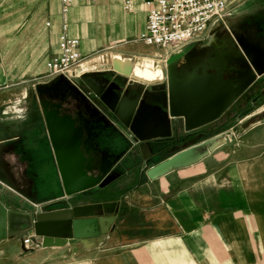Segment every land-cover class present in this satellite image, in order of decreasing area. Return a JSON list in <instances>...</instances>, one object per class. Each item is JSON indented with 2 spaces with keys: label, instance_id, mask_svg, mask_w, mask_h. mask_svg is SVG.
Here are the masks:
<instances>
[{
  "label": "crops",
  "instance_id": "1",
  "mask_svg": "<svg viewBox=\"0 0 264 264\" xmlns=\"http://www.w3.org/2000/svg\"><path fill=\"white\" fill-rule=\"evenodd\" d=\"M66 16V31L79 40L83 58L74 67L78 77L73 84L78 85L79 76L86 72L110 75L122 96L136 97L147 105L152 121L158 116L167 120L168 138L186 133L184 116L170 114V90L199 93L203 107L217 109L219 97L206 96L205 100L204 96L213 89L219 67L211 60L207 66L198 62L208 36L174 64L172 83L166 64L170 51L138 40L146 31L148 16L142 2L126 12L121 0H72ZM62 19L60 0H0V138L9 143L2 160L22 186L31 179L40 186L43 164L38 147L43 118L35 92L38 85L58 78L46 76V63L59 53ZM210 37L217 40L216 33ZM113 59L129 61L131 75L111 72ZM137 71L154 75L141 78L135 75ZM232 105L191 131L219 126ZM262 109L237 118L232 112L235 120L227 122L226 153L207 154L154 179L134 169L137 159L127 158L123 175L102 190L108 194L104 201L117 203L107 234L46 248L30 242L27 253L16 239H4L0 264H264ZM256 114L259 119L252 121ZM174 122L179 124L177 130ZM202 140L171 141L161 158ZM15 145L20 150H14ZM9 192L0 183V200L13 209L6 198Z\"/></svg>",
  "mask_w": 264,
  "mask_h": 264
},
{
  "label": "water",
  "instance_id": "2",
  "mask_svg": "<svg viewBox=\"0 0 264 264\" xmlns=\"http://www.w3.org/2000/svg\"><path fill=\"white\" fill-rule=\"evenodd\" d=\"M199 44L189 43L168 55L166 64L172 83L174 64ZM115 60H112L111 72L130 76V62L125 61L121 65ZM246 70V73L235 70L230 79H224L220 68L217 70L213 89L206 91L204 96L205 100L206 96L217 97V100L219 97L218 107L214 111L201 105L202 95L199 93L194 96L170 90L171 116H184L185 132L206 125L219 117L245 89L264 75V65L256 61H250ZM77 82L101 101L119 125L111 123L88 104L77 85L70 84L63 77H58L49 85H38L36 91L39 95L44 92L48 96L45 101L39 100L43 130L38 156L43 169L40 186L34 184L31 188L34 197L27 196L16 186L14 177L2 160L8 139L0 138V183L10 191L6 193V198L14 207H6L0 200V241L16 239L23 253L31 251L25 247L24 238L37 247L46 248L63 246L70 240L83 241L107 234L115 220L117 203L104 201L108 194L102 190L116 181L117 176L112 172L127 158L141 155V172L154 179L203 158L224 143L223 139L218 140L221 135H217L165 160L155 159V163L149 167L148 159L158 151L159 142L170 135L167 120L158 116L152 121L147 113V105L136 97L127 99L122 96L121 87L110 75L86 72L79 76ZM57 84L67 87L61 101L81 107L92 126L79 118L60 115V105L51 103L57 96L48 93ZM178 125L174 122V130L178 129ZM15 146L14 150H20V146ZM55 204L59 206L55 207Z\"/></svg>",
  "mask_w": 264,
  "mask_h": 264
},
{
  "label": "flooded vegetation",
  "instance_id": "3",
  "mask_svg": "<svg viewBox=\"0 0 264 264\" xmlns=\"http://www.w3.org/2000/svg\"><path fill=\"white\" fill-rule=\"evenodd\" d=\"M221 27L226 29V35L223 36L221 34V41L218 37L216 38L217 40H212V38L210 37L211 34L218 32ZM211 28L212 29L210 32V36H208L206 38V41L201 44V46L205 45V47L201 50V54H199L201 56L200 61H198L200 65L207 66L206 61L211 60V62H214V64H216L220 68V73L222 74L224 79L232 78L235 70L238 69L246 73V68L250 64V61H256L259 65H264V8H257L255 9V11H253V13L244 14L243 16L239 17V19H229L225 22L221 21ZM241 48L243 49V51ZM192 50L194 51L195 49L193 48ZM263 76L254 81L247 89L243 91L239 98H237L233 103L229 111L232 110V112L234 111L236 112L235 114L238 115H247L253 111L254 108L252 107V104L256 103L259 99L262 98V96H264V79H262ZM53 82H55V80L45 85H49ZM77 87L84 95V97L88 100V104H91V106H93L111 123L119 125L112 113L109 112L108 109H106L101 101L97 97H95L89 89L85 88L82 85H77ZM65 88L67 87L62 86V84L53 85L52 92L50 93L48 91V93L51 95L55 94L57 97L51 103H54L57 106L60 105V115H70L72 117L79 118L81 122L84 121L89 126H92V123L88 120L87 115L83 112V109L81 107H73L68 105L66 102L61 101ZM246 92H248L247 95L251 93L253 94V97L250 100L251 103L249 102V104H246L242 107L240 105L238 107L235 106V104H237V101L242 98V96H245ZM35 94V98L38 104L39 100L45 101L48 96L47 93L44 92L39 95V93L36 91ZM96 110H94V112H96ZM217 126L200 130L197 133H194L192 131L186 133L180 132L174 137L162 138L158 144V151L148 159L150 164H154L155 159L159 158L160 160H162V154L165 153L168 148L167 143L175 141L178 144H183L186 141H190L193 139H203V135L208 134V132L212 131ZM91 148L95 149V147L93 146ZM135 159L137 160H135L134 162V169H138L143 160L141 158V155H138L137 157H135ZM6 167L9 169V171L11 170L7 164ZM125 169V162H122V164L112 172L113 175L117 176L116 180H118L123 175ZM33 182L34 180L31 179V181H29V183L26 185L22 186L20 184H16V186L21 189L22 192L27 196L34 197L31 191L32 186H34ZM58 206V204H55V207Z\"/></svg>",
  "mask_w": 264,
  "mask_h": 264
},
{
  "label": "built area",
  "instance_id": "4",
  "mask_svg": "<svg viewBox=\"0 0 264 264\" xmlns=\"http://www.w3.org/2000/svg\"><path fill=\"white\" fill-rule=\"evenodd\" d=\"M62 32L58 39L59 53L46 63V76L64 77L71 83L78 77L74 67L82 60L79 40L67 33V13L72 0H60ZM148 7L146 31L138 36L145 45H155L174 52L192 42L204 39L209 28L217 24L239 0H121L124 11L136 2ZM48 24V23H47ZM30 241L24 238L25 247Z\"/></svg>",
  "mask_w": 264,
  "mask_h": 264
},
{
  "label": "rangeland",
  "instance_id": "5",
  "mask_svg": "<svg viewBox=\"0 0 264 264\" xmlns=\"http://www.w3.org/2000/svg\"><path fill=\"white\" fill-rule=\"evenodd\" d=\"M257 8L258 9L264 8V0H239L235 6H233L230 10H228L225 13V15L222 17V20H220L219 22H221V21L225 22V21H227L229 19H239V17L243 16L244 14L253 13V11H255V9H257ZM211 29L206 33L205 36H210ZM226 33H227L226 29L221 27L220 30L218 32H216V36L221 41V38H222L221 34L223 36H225ZM202 40H204V39H202ZM202 40H200V41H202ZM262 79H264V77ZM247 93L248 92H246L245 96H242V98H240L237 101V104H235V106L238 107L240 105L242 107V106H244L246 104H249V102L251 103L250 100L253 97V94L251 93V94L247 95ZM252 107L254 108L253 112L264 108V96H262V98L259 99L256 103H253ZM231 112H232V110L229 111L227 114H225L223 116L224 118L222 119V122H221V124H219V126H217L212 131L208 132V134L203 135V137H202L203 140L201 142H204V141H206V140H208L210 138H213V137H215L217 135H221V137L218 139L219 141H221L222 139L224 140L223 144L219 145L213 151L208 152V154H211V153H216V154L226 153L227 144L225 146H224V144L227 141V135H228L227 131H228L229 125L227 124V122H228V120H230V121L232 120L231 124H233V122L235 120V119H231L233 117V114ZM238 116H242V115L241 114H239V115L237 114L236 118ZM259 117H260V115L256 114L255 116L252 117V121L258 120ZM242 132L243 131L240 132L241 133L240 137H243ZM220 171H225V167L223 169L221 167Z\"/></svg>",
  "mask_w": 264,
  "mask_h": 264
},
{
  "label": "bare ground",
  "instance_id": "6",
  "mask_svg": "<svg viewBox=\"0 0 264 264\" xmlns=\"http://www.w3.org/2000/svg\"><path fill=\"white\" fill-rule=\"evenodd\" d=\"M115 61H117L119 64H121V65H124L123 63L124 62H122L121 60H119V59H116ZM150 73V74H149ZM135 75L137 76V77H141V78H150V77H152L151 75H154V73L153 72H146V73H141V72H139V71H137V72H135ZM191 159H186V161H190Z\"/></svg>",
  "mask_w": 264,
  "mask_h": 264
}]
</instances>
